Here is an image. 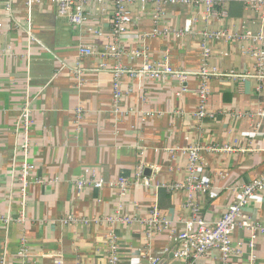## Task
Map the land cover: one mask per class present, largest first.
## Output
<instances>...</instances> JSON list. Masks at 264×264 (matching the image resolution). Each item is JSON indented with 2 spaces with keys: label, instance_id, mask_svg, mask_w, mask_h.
Returning a JSON list of instances; mask_svg holds the SVG:
<instances>
[{
  "label": "crops",
  "instance_id": "0c3cea01",
  "mask_svg": "<svg viewBox=\"0 0 264 264\" xmlns=\"http://www.w3.org/2000/svg\"><path fill=\"white\" fill-rule=\"evenodd\" d=\"M154 7L153 2L130 5L133 19L121 36L120 62L139 69L168 57L175 71L188 74L123 73L122 95L116 100L118 61L100 53L112 40L114 3L86 4L91 21L79 25L71 21V11L60 14L44 0L33 9L31 40L26 1L12 0L11 8L0 1V263L110 264L115 236L118 264H151L152 257H159L157 264H185L175 255L174 235L184 230L194 208L205 221L216 222L235 191L264 171V78L253 76L257 67L250 54L257 45L201 34L264 30V18L236 0H228L225 16L208 17L203 5L165 4L158 20ZM188 19L195 22L194 33L178 36L175 31ZM90 25L104 35L89 32ZM82 45L95 53L82 56ZM206 47L209 65L248 77H211L207 109L213 115L198 118ZM27 101L34 168L23 194L19 171L25 159L22 109ZM214 144L231 151H202L203 175L211 179L212 189L194 193L190 205L186 190L169 185L185 181L190 146ZM92 171L105 184L78 188V179ZM144 178L151 179L149 185ZM119 179L128 183L124 190L113 184ZM155 206L169 221L161 230L141 221L151 217ZM117 212L136 219H105ZM244 214L264 225V189L251 198ZM255 234L252 248V231L235 229L232 241L241 251L228 264H264V232ZM23 239L28 245L24 257ZM197 264H222L220 251L212 249Z\"/></svg>",
  "mask_w": 264,
  "mask_h": 264
},
{
  "label": "built area",
  "instance_id": "2783aa9c",
  "mask_svg": "<svg viewBox=\"0 0 264 264\" xmlns=\"http://www.w3.org/2000/svg\"><path fill=\"white\" fill-rule=\"evenodd\" d=\"M6 1L8 8H11L12 0H0ZM27 6V21H28V31L30 33V39L34 40L35 37L32 35V13L36 5L44 0H25ZM51 3L58 7L60 14H66L70 12L71 21L75 24H83L85 22L91 21L89 14L85 10V5L88 3H93L96 5H104L106 2H112L115 8L112 12L111 20V35L112 40L106 44L104 50L100 53L102 56L105 54L114 56L118 63L115 68V81H114V91L116 100L122 95L120 90V77L123 73H129L132 76L139 74L151 75L154 77H159L163 75L175 74L178 77H184L187 72L175 71L168 63V57L164 59V63H146L139 69H127L125 68L121 61L123 56V48L121 47V36L127 31L128 25L132 22V13L130 10V5L136 2L141 3H151L153 2L155 18L161 19L165 15V4H184L187 6H205L207 9V16L214 15H226L227 2L228 0H49ZM243 3L246 7L259 13L262 18H264V0H236ZM194 20L188 19L186 21L185 27L182 30L175 31L178 36H183L188 33H194ZM1 25V23H0ZM88 31L103 36L104 32L101 29H96L93 26L88 27ZM166 31H169L166 30ZM201 34L206 39H228V40H249L253 45L250 49V54L254 57L256 61V72L254 77L263 80L264 78V30L251 31L246 30L244 33H229L226 31H204ZM95 53V49L90 45H82L80 47V54L92 55ZM210 56V49L206 47L203 51V65L199 74L202 77L201 86L198 88V94L200 99V104L198 111L196 112V117L206 118L212 116L207 109L208 100L210 97V89L208 86V81L211 77L217 76H234L246 78L248 75L240 74L235 71L229 73H222L217 68L209 65L208 58ZM105 64H101L100 68H105ZM31 107L27 101L22 109V117L24 123V131L26 132L24 140L22 142V151L24 154V161L21 164L19 171V180L22 185V192L26 194L27 188L30 183V176L33 171L34 165L29 160L30 157V147L31 142L29 139V129L32 124L31 119ZM78 112H82L81 109ZM264 115V112H261ZM81 115V114H79ZM210 150L214 152H229L231 147L220 146V145H209L208 147H203L201 145L190 146L186 151L188 154V163L186 167V179L183 182L169 185L170 189L178 190L184 189L188 192L190 205H193L192 199L196 192H201L204 194L210 193L212 189L211 179L203 175L202 171V151ZM144 167L141 165L137 170V177H141ZM151 179L144 178V183L146 185L150 184ZM105 184L103 179L99 178L95 171H92L87 177H82L77 181V187L83 188L87 186L102 187ZM114 185H119L124 190L128 183L125 179H119ZM264 189V171L256 179L242 184L237 191H235L232 202L228 205L226 211L221 216L219 220L214 223L205 221L198 213L197 209L194 208V216L185 222L184 230L176 232L174 235L176 241L178 242V248L176 250V257L183 259L185 264H197L201 257L206 256L212 249H218L221 253L222 264H228L230 258L238 254L241 251L240 245H234L232 241V233L238 227H245L252 231V239L250 246L254 248L255 246V232L257 230L264 232V225L260 223H254L244 214V209L248 205L252 197ZM111 223H131L136 217H130L123 215L121 212H117L115 215H111L105 218ZM3 218L0 216V222ZM141 221L150 224L156 229H163L169 224L168 219L161 213L157 206L152 210L151 217L148 219H142ZM151 235V234H150ZM28 252L27 241L23 239L22 246L20 249V254L22 257L26 256ZM151 264H157L160 259L159 257H152L150 259ZM119 263V245L116 237H112L110 245V264ZM0 264H4L1 262ZM251 264H255L252 262Z\"/></svg>",
  "mask_w": 264,
  "mask_h": 264
}]
</instances>
